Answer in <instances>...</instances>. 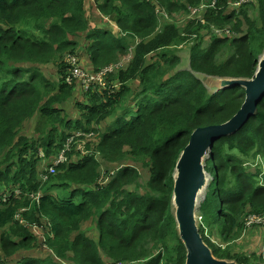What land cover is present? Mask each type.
I'll list each match as a JSON object with an SVG mask.
<instances>
[{"label":"trees","instance_id":"obj_1","mask_svg":"<svg viewBox=\"0 0 264 264\" xmlns=\"http://www.w3.org/2000/svg\"><path fill=\"white\" fill-rule=\"evenodd\" d=\"M239 1L0 0V264H186L173 206L177 161L194 131L226 123L245 101L243 88L210 94L196 74L252 79L264 54V0ZM204 4L184 35L162 28L163 9ZM214 28L231 34L213 32L203 48ZM188 41L197 42L190 71H180L181 58L169 53ZM82 50L93 74L123 67L73 109L82 82L68 81L70 59L79 63ZM73 137L68 162L44 182L43 162L54 166ZM105 168L116 174L104 181ZM205 170L213 181L198 211L204 242L217 259L264 262V251L249 257L233 246L245 219L264 215V99L240 132L215 143ZM88 221L97 240L82 229ZM40 228L37 238L31 230ZM41 238L46 256L35 250Z\"/></svg>","mask_w":264,"mask_h":264},{"label":"water","instance_id":"obj_2","mask_svg":"<svg viewBox=\"0 0 264 264\" xmlns=\"http://www.w3.org/2000/svg\"><path fill=\"white\" fill-rule=\"evenodd\" d=\"M211 86L217 91L243 88L245 101L241 109L226 123L194 131L177 161L173 206L179 237L187 251L186 264H236L234 261L214 257L212 250L204 242L198 227V203L199 197L209 186L205 168L215 143L240 132L256 116L264 99V54L252 79H217Z\"/></svg>","mask_w":264,"mask_h":264},{"label":"rangeland","instance_id":"obj_3","mask_svg":"<svg viewBox=\"0 0 264 264\" xmlns=\"http://www.w3.org/2000/svg\"><path fill=\"white\" fill-rule=\"evenodd\" d=\"M208 4H204L203 5V8H207ZM198 10H195V9H190L188 11H181V12H177L175 14H169L166 12L165 9H163L161 11V14L163 15L162 16H159V19H160V23L162 25V28L164 26V24H168V25H174L179 33L181 35H184L183 33V30L185 29L186 25L191 22V21H194L196 19V13H197ZM157 13H158V10H157ZM89 16H90V19L94 20L96 19V17H94L91 13V11L88 12ZM203 14V11L200 13V15ZM251 16L254 18L256 15L254 13V11H252L251 13ZM197 21V20H196ZM162 31V30H161ZM160 31V32H161ZM215 33L216 35H222L223 33L220 32V31H217L215 28L212 29L211 31H204L203 33V36L206 35L204 37V40H203V48H207L208 45H209V39H210V36L212 33ZM195 37V36H194ZM79 42H81L82 44L84 43V39L81 37V38H77ZM197 42L195 41H188L186 43H184L183 45L179 46L176 50H172V52L174 53H169V56H172V54H175L176 56H178L179 58H181V61H182V65L178 67V69L180 71H190V49H191V46L193 44H196ZM82 56V57H81ZM153 56H149L148 59H149V62L151 61V58ZM84 60H88V56L86 54V50H82L80 52V61L79 63H75L76 65V68H77V71L79 73L82 74V76H89L91 78H95L98 73H91L89 68H88V65L87 63L84 61V62H81ZM81 62V63H80ZM49 71L51 72H54L55 69L53 67H49L47 68ZM112 68H104V74L108 71H111ZM117 70L116 69H113L111 72H108L106 75L103 76L102 78V83L104 84L103 86H101L99 84L98 81H93L92 83H85V81L83 79V77H78V78H75L76 80H80L82 82L81 85H79L81 88L77 89L76 90V96L74 98L75 102L72 104V108L74 109L75 108V103L78 102L79 100H81L82 97H84V94H87V93H90L91 90L93 89L92 88V84L93 83H97L98 86L102 87V88H107V85L105 84L104 82V78L109 75V74H114L116 73ZM108 77V76H107ZM196 77L208 88L209 90V93L210 94H214L215 92H217V90H213V88H211L212 86V82H214L215 80H217L216 78H212V77H208V76H205V75H200V74H196ZM85 100V99H84ZM74 119H76L78 117V114H73L72 116ZM33 132V124H26L24 129H23V133L24 134H31ZM64 152V153H63ZM61 152L56 158L53 159V161H56L54 162L57 163V161H60V162H63L64 159H65V163L68 162V150L67 148H65V150ZM86 151H84V154H85ZM83 154V153H82ZM41 156L43 157V154H41ZM63 156V158L61 159V157ZM262 159L259 158L258 159V163H256L255 165H252L249 167L250 171L252 172H255L259 163H262L261 162ZM52 162V161H51ZM51 162H43L42 165H45V167L47 166V163H51ZM110 168H105L103 173H104V181L105 180H109L110 178H112L116 172L115 171H112L109 175H106V172L107 170H109ZM208 176V179L210 181V183L213 181V178L211 175L207 174ZM149 179V173L147 170H144L142 171V178L140 180V183L142 185H144ZM207 193V189L202 193V198L199 199V205L204 201L205 199V194ZM140 194H143L141 191H140ZM29 209H27L28 211ZM25 210L22 209L21 212H24ZM22 216L19 215L17 217V219H21ZM200 222V218H198V224ZM26 224L27 226H29L30 224L29 223H24ZM245 224V228L246 230L244 231L243 235L240 237L239 240H237L233 246H234V250L237 251V252H242L246 255H248L249 257L252 256V254H257V255H260L263 253L264 251V225H255V226H252L250 228H248L246 226V220L244 222ZM82 229L86 231L87 235L94 239V240H97L98 237H99V232L96 228V225L94 224V222L92 221H88L86 223L83 224L82 226ZM33 232V234H36L37 238L40 237L39 234H41V232H43V234H45V230H43L42 228L39 229H32L31 230ZM41 240L40 243H37L36 245V248L35 250L38 252V254L40 256H46L48 253H49V249L45 246V239L43 240V238L39 239ZM215 242L219 243L217 240H214ZM256 264H264V262H257Z\"/></svg>","mask_w":264,"mask_h":264},{"label":"built area","instance_id":"obj_4","mask_svg":"<svg viewBox=\"0 0 264 264\" xmlns=\"http://www.w3.org/2000/svg\"><path fill=\"white\" fill-rule=\"evenodd\" d=\"M250 2V0H241V1H239V2H237V3H235V6H237V7H239V6H241V5H243V4H246V3H249ZM215 4H216V0H214V2L212 3V7L213 6H215ZM208 8V7H207ZM206 8H203V6L202 7H200V8H197V9H195V10H198L197 11V13H196V19L195 20H199V19H201V15H200V13L202 12V11H204ZM202 23H204V21L202 20ZM217 31H220V32H222L223 33V35H226V36H230V34H231V32L230 31H228V30H218V29H216ZM220 36V35H219ZM70 61H71V63L72 64H75L76 63V59H74V58H72V59H70ZM76 65V64H75ZM123 67V63H119V64H116L115 66H110V67H108V68H112V70L113 69H119V68H122ZM111 70V71H112ZM111 71H108V72H111ZM108 72H106L105 74H104V69L101 71V72H99L98 73V75L95 77V78H91V77H89V76H82V74L81 73H79L78 71H77V68L72 72V76L71 77H69V79H68V81L69 82H71L73 79H75V78H78V77H83V79H82V81L84 80L85 81V83L87 84L88 82L89 83H92L93 81H98L99 82V84L101 85V86H103L104 84L102 83V78H103V76L104 75H106ZM83 136V134H81V133H78L75 137H82ZM75 137H73V138H71V139H69V142H68V145L66 146V148H67V150L69 151L70 150V147H71V145H72V143L74 142V140H76V138ZM88 138V137H87ZM64 153V152H63ZM63 158V156L61 157V159ZM64 161H65V159H64ZM60 162V161H57V163H55L54 164V166H50V167H45V172H47V175H45L44 176V178H43V181L45 182V181H47L48 180V175H53V174H55L56 172H55V168L59 165V164H63V163H65V162ZM56 162V161H55ZM6 201V198H5V200H4V202ZM19 215H21V213H18L17 214V216H16V221L18 220L19 222H20V224L21 225H24V226H26L27 227V225L26 224H24V223H27L26 221H24L22 218L21 219H17V217L19 216ZM246 226L248 227V228H250V227H252V226H255V225H264V215H250V216H248L246 219Z\"/></svg>","mask_w":264,"mask_h":264},{"label":"bare ground","instance_id":"obj_5","mask_svg":"<svg viewBox=\"0 0 264 264\" xmlns=\"http://www.w3.org/2000/svg\"><path fill=\"white\" fill-rule=\"evenodd\" d=\"M202 198V195L199 197V199Z\"/></svg>","mask_w":264,"mask_h":264},{"label":"clouds","instance_id":"obj_6","mask_svg":"<svg viewBox=\"0 0 264 264\" xmlns=\"http://www.w3.org/2000/svg\"><path fill=\"white\" fill-rule=\"evenodd\" d=\"M20 211H21V210H20ZM20 211H19V212H20ZM19 212H18V213H19ZM15 220H16V219H15Z\"/></svg>","mask_w":264,"mask_h":264}]
</instances>
